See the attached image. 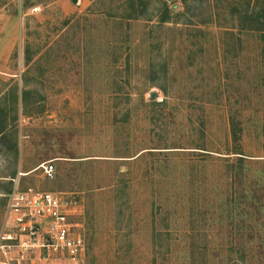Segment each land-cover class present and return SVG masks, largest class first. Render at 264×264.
<instances>
[{"label":"rangeland","instance_id":"obj_1","mask_svg":"<svg viewBox=\"0 0 264 264\" xmlns=\"http://www.w3.org/2000/svg\"><path fill=\"white\" fill-rule=\"evenodd\" d=\"M252 13L264 0H0V233L22 161L21 190L79 194L87 264H264Z\"/></svg>","mask_w":264,"mask_h":264},{"label":"built area","instance_id":"obj_2","mask_svg":"<svg viewBox=\"0 0 264 264\" xmlns=\"http://www.w3.org/2000/svg\"><path fill=\"white\" fill-rule=\"evenodd\" d=\"M40 168L55 179L53 164ZM82 214L79 194L16 186L0 233V264H87L85 229L77 220Z\"/></svg>","mask_w":264,"mask_h":264},{"label":"trees","instance_id":"obj_3","mask_svg":"<svg viewBox=\"0 0 264 264\" xmlns=\"http://www.w3.org/2000/svg\"><path fill=\"white\" fill-rule=\"evenodd\" d=\"M253 13H252V15L250 16V17H248L250 20H248V21H250V24L249 25H247L246 26V29L247 30H249V31H254V32H264V15H261V16H255L256 17V21L253 19ZM260 19H262V20H260ZM165 21H163L162 20V23H164ZM32 58V57H31ZM31 58H30V56H28L27 57V55H26V62H27V64H29L30 63V61H31ZM4 125H2V128H1V130H0V132L2 133L3 132V129H4V127H3ZM232 130H233V135H234V140L235 139H239V136H238V134H239V132H240V130H239V128L237 127V126H235V124H233L232 125ZM236 154H240V155H242L243 156V154L242 153H240V152H237ZM244 158H241L240 157V160L242 161ZM239 160V161H240Z\"/></svg>","mask_w":264,"mask_h":264},{"label":"crops","instance_id":"obj_4","mask_svg":"<svg viewBox=\"0 0 264 264\" xmlns=\"http://www.w3.org/2000/svg\"><path fill=\"white\" fill-rule=\"evenodd\" d=\"M7 123V122H6ZM3 124L4 126V129H3V132L1 133L0 132V139L5 135L6 131H8L9 127L8 125ZM16 145V148H15V151H16V154L18 153V157L16 159V162L18 161L19 162V148H18V144H15ZM22 159V156H20V160ZM17 169L14 171V174L12 176H10V178L13 180V182L15 183V187L16 186H19V183L15 180L16 179V176H26L27 174L23 173L22 172V161H20V163H18L16 165ZM18 174V175H17ZM6 210H7V207H6Z\"/></svg>","mask_w":264,"mask_h":264},{"label":"water","instance_id":"obj_5","mask_svg":"<svg viewBox=\"0 0 264 264\" xmlns=\"http://www.w3.org/2000/svg\"><path fill=\"white\" fill-rule=\"evenodd\" d=\"M155 96H156V94H153V95H152V98H155Z\"/></svg>","mask_w":264,"mask_h":264}]
</instances>
